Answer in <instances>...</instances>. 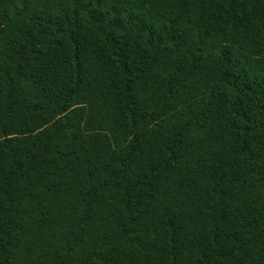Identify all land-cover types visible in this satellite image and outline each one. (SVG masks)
<instances>
[{"label":"trees","instance_id":"trees-1","mask_svg":"<svg viewBox=\"0 0 264 264\" xmlns=\"http://www.w3.org/2000/svg\"><path fill=\"white\" fill-rule=\"evenodd\" d=\"M0 264H264V0H0Z\"/></svg>","mask_w":264,"mask_h":264}]
</instances>
